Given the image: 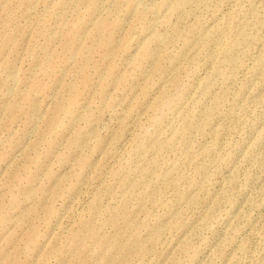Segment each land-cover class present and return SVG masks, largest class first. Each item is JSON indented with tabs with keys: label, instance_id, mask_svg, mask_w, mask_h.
Masks as SVG:
<instances>
[{
	"label": "rangeland",
	"instance_id": "374dc122",
	"mask_svg": "<svg viewBox=\"0 0 264 264\" xmlns=\"http://www.w3.org/2000/svg\"><path fill=\"white\" fill-rule=\"evenodd\" d=\"M0 264H264V0H0Z\"/></svg>",
	"mask_w": 264,
	"mask_h": 264
}]
</instances>
